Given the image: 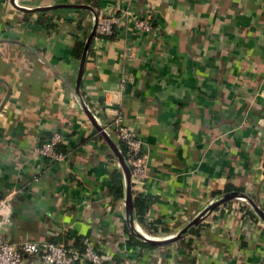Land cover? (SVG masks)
Wrapping results in <instances>:
<instances>
[{"label":"crops","instance_id":"1","mask_svg":"<svg viewBox=\"0 0 264 264\" xmlns=\"http://www.w3.org/2000/svg\"><path fill=\"white\" fill-rule=\"evenodd\" d=\"M86 1L14 0L28 10ZM96 3L150 16L154 27L91 42L79 85L100 126L120 118L143 142L146 221L176 235L227 185L264 208V0ZM42 14L49 22L39 23ZM93 19L88 10L26 12L0 0V200L18 192L0 212L1 231L13 242L101 239L118 262L128 251L143 262L264 264V223L236 201L162 250L130 246L124 197L109 192L116 159L59 78L74 86L72 48ZM54 132L64 138L62 163L33 153Z\"/></svg>","mask_w":264,"mask_h":264},{"label":"built area","instance_id":"2","mask_svg":"<svg viewBox=\"0 0 264 264\" xmlns=\"http://www.w3.org/2000/svg\"><path fill=\"white\" fill-rule=\"evenodd\" d=\"M129 25L131 26L130 28L128 27ZM153 29L150 16H138L128 10L121 12L119 15L109 10L100 11L99 15H97L92 42L96 45L101 39L110 37L115 33L119 35L132 30H141L149 33ZM89 110L91 111V109ZM91 114L94 118L96 117L95 111H91ZM102 127L115 141L117 147L120 146L122 148L125 162L130 169L133 193H141L139 188L141 189L149 177L147 156L144 152L142 140L133 129L122 124L120 118H116ZM63 141L62 134L54 132L41 145L35 147L33 153L35 156L46 158L51 162L62 163L65 161V154L60 151L59 146ZM115 163L118 166L117 161ZM17 193L15 189L7 192L5 197L0 200V212L4 208H9L11 200ZM236 204H238V207L245 209L246 204L244 202L237 200ZM154 227L156 230L158 229L156 233L150 234L148 231L145 233L159 240L174 236H162L159 231L163 228L159 227L158 224H154ZM73 243L72 240L65 243L53 242L49 241V239L13 242L0 229V264H169L154 261L143 262L136 254H128V251L122 252L118 262L105 252L101 239L87 240L82 242L80 246H76Z\"/></svg>","mask_w":264,"mask_h":264},{"label":"water","instance_id":"3","mask_svg":"<svg viewBox=\"0 0 264 264\" xmlns=\"http://www.w3.org/2000/svg\"><path fill=\"white\" fill-rule=\"evenodd\" d=\"M10 3L14 5L16 8L22 10V11H28V12H44V11H50V10H56V8H72V9H77V10H88L93 14L94 17V23L93 27L88 34L83 50H82V55L80 58L79 62V68H78V73H77V78L75 81L74 86H70L61 76L59 78L63 81V83L70 89L71 93L73 96L77 99L78 104L82 110V112L86 115L90 123L93 125V127L96 129V131L100 134V136L104 139V141L107 143L108 147L110 148L112 154L114 155L119 168L121 169L123 173V182H124V206H125V222L129 226L130 233L136 237L140 242L147 244L149 246H155V247H161L165 245H169L172 243H175L179 240L182 239V237L193 231V229L211 212L222 206L223 204L232 201V200H239L244 202L253 212L254 214L259 218L264 223V210L257 205L247 194L238 192V191H230L227 193H224L217 197L213 202H211L202 212H200L195 218H193L190 222H188L176 235H174L171 238L168 239H155L153 237H150L148 234L144 233L141 228L138 226L134 214H133V190H132V185H131V174H130V169L127 166L123 154L120 152L118 149L116 143L114 140L104 131L103 127L100 126L93 115L90 113L89 109L86 107L84 100L82 98V95L79 91V85L81 81V77L84 72V66L87 58V53L90 47V44L92 42V38L95 33V28H96V22H97V14L94 11V9L87 5V4H64L61 6H48V7H38V8H33V9H25L18 7L14 0H10ZM29 51L33 52L31 49ZM34 54L43 62L45 60L40 57L37 53L34 52ZM45 64H47L45 62ZM48 65V64H47ZM49 68L53 70V68L48 65ZM55 71V70H54ZM9 95V91L6 95V98ZM5 98V100H6ZM5 102V101H4Z\"/></svg>","mask_w":264,"mask_h":264},{"label":"trees","instance_id":"4","mask_svg":"<svg viewBox=\"0 0 264 264\" xmlns=\"http://www.w3.org/2000/svg\"><path fill=\"white\" fill-rule=\"evenodd\" d=\"M88 3V5H90L94 10H96L95 12L97 13V15H99L100 13V9L98 7V4L96 3V0H87L86 1ZM78 11H85V10H78ZM49 18L47 16H45V14H42L41 19H39V23H44L46 21L49 22ZM118 34H114L112 37H115ZM83 46H84V39L82 40H77L75 41V44L72 48V54L75 56V58L80 59L81 55H82V50H83ZM98 134V133H97ZM99 135V134H98ZM119 150H121V153H123L122 148L119 146L118 147ZM123 173L121 171L120 168L115 169L112 174H111V184L109 187V192L111 194V196L115 199V200H121L124 197V182H123ZM230 191H238V192H242L247 194L243 189L240 188H236L234 186L231 185H227L224 190L222 192H214L213 196L214 197H218L224 193L230 192ZM257 205H260L259 201H258V196L255 194H247ZM152 198L149 195H145L142 193H133V214H134V218L137 222V224L139 226H141L142 228H144L146 231H148L150 234H154L157 232V230L154 227V222H147L146 221V214L148 212V208L150 203H152ZM237 200H232L229 201L223 205H227V204H231L234 203ZM222 205V206H223ZM243 209V208H242ZM246 212L245 214L247 216H249L251 219H259L254 212L246 205L245 206ZM264 210V208H262ZM124 230L125 232H127V234L130 237V246L131 247H139V248H146V249H153L156 248L155 246H149L147 244H144L142 242H140L136 237H134L129 230V226L127 223H124ZM196 232V231H195ZM69 240H72L74 243V245L76 246H80L82 244V242H79L76 239L73 238H69L67 237L64 240H55V239H49V241H53V242H68Z\"/></svg>","mask_w":264,"mask_h":264},{"label":"rangeland","instance_id":"5","mask_svg":"<svg viewBox=\"0 0 264 264\" xmlns=\"http://www.w3.org/2000/svg\"><path fill=\"white\" fill-rule=\"evenodd\" d=\"M207 216H209V215H207ZM207 216H206V217H207Z\"/></svg>","mask_w":264,"mask_h":264}]
</instances>
